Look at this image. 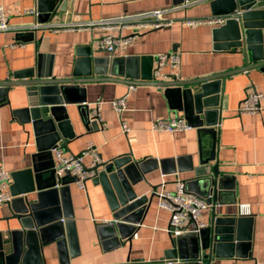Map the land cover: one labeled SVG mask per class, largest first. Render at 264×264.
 <instances>
[{
    "label": "crops",
    "instance_id": "0c3cea01",
    "mask_svg": "<svg viewBox=\"0 0 264 264\" xmlns=\"http://www.w3.org/2000/svg\"><path fill=\"white\" fill-rule=\"evenodd\" d=\"M209 1L0 0L14 27L0 31V82L12 80L15 73L31 68L36 73L49 70L53 76L69 77L82 48L91 49L92 57L114 54L126 62L132 57L179 52L178 78L170 74L161 81L191 80L251 64L248 69L206 82L205 99L217 103L211 107L217 112L209 115L214 125L204 126L211 128L203 131L194 126L193 98L183 93L189 90L197 94L201 90L199 83L162 87L146 83L140 77L131 91L128 88L132 83L127 77L80 83V89L71 95L83 101L64 104L75 136L66 142L61 140L58 145L64 154L76 155L93 143L104 162L128 153L133 154L134 160L145 159L143 178L133 185L139 195L147 196L138 208L141 220L134 224L133 230L126 224L122 236L110 225L115 223L114 211L101 183L91 178L82 188L72 175H65L66 183L57 185L59 190L64 189L57 200L63 211L73 213L68 226L45 225L42 236L39 228H34L37 235L18 234L13 239L9 230L19 229V222L8 219L11 216L8 203L0 205V241L4 242L6 252L18 250L17 264L159 262L172 246L173 236L167 231L170 212L159 206L157 193L174 190L177 179H181L188 191L206 200L217 161L221 172L216 200L202 212L206 227L212 224L215 212L216 216L249 215L254 218V225L249 247L240 249L245 254L213 255L211 264L264 263V98L259 112L239 114L237 110L248 89L264 93V63L257 65L259 59L254 51L248 55L242 48L215 49L212 29L216 25L188 23L191 19L212 16ZM31 9H36L38 15L29 13ZM155 10L164 11L161 18L169 23L123 29V35L134 34L135 38L115 52L100 48L98 39L109 32L100 28L17 29L36 22L86 21ZM263 36L256 34L253 44L262 42L264 48ZM101 67L103 74L92 75L112 76L110 64ZM142 68L140 64V73ZM124 95H127L126 108L119 113L113 101ZM98 100L103 101L101 114L105 127L91 117V109ZM27 106L25 85L12 86L6 94H0V165L11 173L10 186L12 173L16 171L37 167L46 172L55 168L53 148L51 152L39 149L38 135L21 110ZM173 116L184 118L191 128L176 132L152 130L155 119ZM123 123L129 127L127 132ZM91 161V155L85 156L87 165ZM42 199L47 203L53 197L47 194ZM241 204H248L249 212H242ZM60 219L68 217L63 215Z\"/></svg>",
    "mask_w": 264,
    "mask_h": 264
},
{
    "label": "water",
    "instance_id": "95a60500",
    "mask_svg": "<svg viewBox=\"0 0 264 264\" xmlns=\"http://www.w3.org/2000/svg\"><path fill=\"white\" fill-rule=\"evenodd\" d=\"M263 3L264 0H210L212 15L228 17L223 24L216 25L212 29L214 48L226 51L242 48L248 55L254 51L256 58L259 59L257 65L263 64V44L262 42L253 44L256 34H264ZM78 52L79 57L69 77L53 76L49 70L36 73L35 68H31L15 73L12 80L0 82V94H6L12 86H27L28 106L21 110L25 112L27 121L32 123L38 135L39 149L42 151L51 152L50 150L58 146L61 140L66 142L67 138L71 139L75 136L69 113H65L64 104L83 101L71 95L80 89L82 82L127 77L130 78L128 82L138 84L140 81L136 80L142 77L146 83L162 87L199 83L201 90L197 94L189 90L183 93L193 98L194 110L192 109L191 114L195 119L194 126H198L203 131L211 128L204 126L214 125L209 115L217 112L216 109H211L217 103H209L205 99L208 94L206 82L225 78L251 66L249 64L191 80L155 81L153 80L154 57L151 55L132 57L126 62L125 59L115 57L114 54L112 57H92L91 49L82 48ZM103 64H110L112 76L108 78L93 76V73L103 74L101 71ZM140 64L143 66L142 73H140ZM62 111L64 113H61ZM209 130L214 132V129ZM98 167L100 170L94 177V181L101 183L114 211L115 223L110 225L124 236L126 224H129L130 229L133 230L134 224L140 222L141 209L138 208L147 199L146 195H139L133 187L143 178L145 159L134 160L133 154L128 153L105 161ZM220 172L219 161H217L213 168V176L210 177L206 195L207 203L216 200L215 191L220 180ZM64 176H56L54 166L46 172L33 167L12 173L13 184L10 186L12 199L8 202L11 216L8 219H17L20 225L19 229L9 230L13 239L18 234L37 235L34 228H39L38 233L42 236L45 225L62 227L64 224L68 226L72 223L70 221V218H73L72 211L70 213L63 211L57 200L64 191L62 188L60 190L57 188L59 183H66V176ZM72 178L77 181L75 176ZM211 193L213 196H210ZM47 194L53 199L43 203L42 198ZM62 214L68 219L61 221ZM253 225L252 216H216L215 212L212 224L201 229L199 233L190 232L173 236L172 246L165 252V256L159 262L151 264H211L213 255H233L234 252L237 255L245 254L240 249L249 247L253 238ZM4 248V242L0 241V264H17L16 260L20 254L18 250L15 248L9 253Z\"/></svg>",
    "mask_w": 264,
    "mask_h": 264
},
{
    "label": "built area",
    "instance_id": "2783aa9c",
    "mask_svg": "<svg viewBox=\"0 0 264 264\" xmlns=\"http://www.w3.org/2000/svg\"><path fill=\"white\" fill-rule=\"evenodd\" d=\"M8 12L9 11L0 4V31H8L14 28L10 24ZM28 12L38 15V11L36 9H31ZM163 12L164 11L161 10H155L151 12L124 14L115 17H104L100 19L75 22H47L44 24L36 22L33 25L17 27V29L42 28L44 30H60L66 28H100L105 31H109L98 39L100 48L109 52H115L123 48L125 44L135 38L134 34L123 35V29L128 27L144 28L148 25L151 27L163 26L169 23L161 18V14ZM227 18V16L212 15L200 20L191 19L188 23L194 24L197 22H205L213 25H220L223 24ZM180 64L181 54L179 52L160 53L155 55L153 80L161 81L164 77L170 74L178 78V69ZM135 87V84H130L128 91L133 90ZM263 98L264 93L255 88L248 89L246 96L241 101L237 109L238 113L245 114L261 111ZM126 99L127 95H124L113 101V106L119 113L126 108ZM102 103V100H98L94 103V106L91 109V117L99 125H101V127H105L106 123L101 114ZM189 128H191V126L180 116L157 118L152 124V130L154 131L176 132ZM123 129L125 132L129 130L126 123H123ZM52 151L56 159L55 172L57 176L61 177L67 173L75 176L77 178V184L82 188L86 186V181L88 179L94 178L98 174L100 170L98 165L104 162L99 156L93 143L87 145V147L80 154L76 155L64 154L62 147L59 145L54 147ZM87 155L92 156V161L89 165L84 162V158ZM10 183L11 173L3 165H0V205L8 203L12 199V195L9 192ZM157 195L159 196V206L170 212V222L167 231L172 236H179L190 232L199 233L201 229L208 225L207 222L202 219V212L208 207V203L203 197L188 191L186 183L183 180L177 179L174 190L163 189L158 192ZM241 207L242 212H249L248 204H241ZM252 264L264 263L254 262Z\"/></svg>",
    "mask_w": 264,
    "mask_h": 264
}]
</instances>
